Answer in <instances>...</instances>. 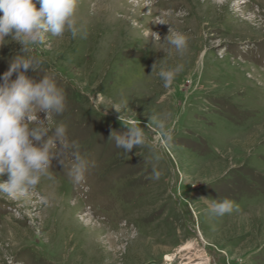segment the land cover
<instances>
[{
  "label": "rangeland",
  "instance_id": "374dc122",
  "mask_svg": "<svg viewBox=\"0 0 264 264\" xmlns=\"http://www.w3.org/2000/svg\"><path fill=\"white\" fill-rule=\"evenodd\" d=\"M74 19L83 37L0 45V76L34 56L26 75L63 90L48 121L70 148L27 194L0 193V264H264V0H77ZM170 29L183 56L165 52ZM154 64L183 70L164 88ZM133 121L147 139L126 153L110 136ZM223 200L233 211L213 214Z\"/></svg>",
  "mask_w": 264,
  "mask_h": 264
},
{
  "label": "clouds",
  "instance_id": "9594fccd",
  "mask_svg": "<svg viewBox=\"0 0 264 264\" xmlns=\"http://www.w3.org/2000/svg\"><path fill=\"white\" fill-rule=\"evenodd\" d=\"M37 3L40 5L38 9ZM76 9L77 0H0V45L9 43L6 37H10L11 41L22 45V53H26L29 46L42 45L48 34L63 37L69 33L74 39L78 35L83 37L85 34L74 19ZM164 43L170 46L168 51L163 49L167 55L174 48L177 54L183 56L188 47L186 36L173 33L172 29ZM41 64L39 58L17 54L9 61L8 70L0 76V176L8 174V180L0 182V193L12 198H19L35 188L41 178L48 175L52 158L70 151L65 127H49L48 121L49 114L62 115L65 111L63 90L45 75L39 82L26 75L29 69L39 71ZM153 70H157L156 64ZM182 70V64L171 68L160 65L157 75L163 87L168 88ZM14 73L16 78L12 79ZM40 111L47 114L46 121L38 119L37 113ZM167 118L165 115L156 120L155 128L170 139V131L166 128ZM154 119L153 116L149 124ZM126 128L128 131L123 134L113 136L111 133L110 138L115 140L116 147L129 153L134 146H144L146 131L134 121ZM53 129L54 133L42 146L34 144V141L43 140ZM158 139L154 133L153 148H157ZM56 140L60 142L59 148ZM83 169L84 162L79 156H74L69 176L79 181ZM153 172V178L159 179L160 173L155 169ZM210 210L217 216H223L233 211V205L223 200L214 203Z\"/></svg>",
  "mask_w": 264,
  "mask_h": 264
},
{
  "label": "water",
  "instance_id": "95a60500",
  "mask_svg": "<svg viewBox=\"0 0 264 264\" xmlns=\"http://www.w3.org/2000/svg\"><path fill=\"white\" fill-rule=\"evenodd\" d=\"M150 264H158V263H150Z\"/></svg>",
  "mask_w": 264,
  "mask_h": 264
},
{
  "label": "bare ground",
  "instance_id": "6f19581e",
  "mask_svg": "<svg viewBox=\"0 0 264 264\" xmlns=\"http://www.w3.org/2000/svg\"><path fill=\"white\" fill-rule=\"evenodd\" d=\"M216 1V0H215ZM219 1V0H218ZM45 186V185H44Z\"/></svg>",
  "mask_w": 264,
  "mask_h": 264
}]
</instances>
